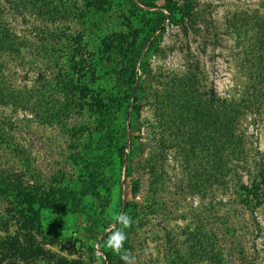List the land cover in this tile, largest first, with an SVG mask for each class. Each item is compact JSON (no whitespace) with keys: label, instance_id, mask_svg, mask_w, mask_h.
<instances>
[{"label":"rangeland","instance_id":"374dc122","mask_svg":"<svg viewBox=\"0 0 264 264\" xmlns=\"http://www.w3.org/2000/svg\"><path fill=\"white\" fill-rule=\"evenodd\" d=\"M51 3L0 0V238L22 234L11 185L51 203L31 232L36 264H214L198 244L211 190L198 195L178 129L214 91L241 101L245 150L264 156V101L243 102L264 75L248 42L264 0H170L169 12L164 0H56L53 15ZM256 242L248 256L264 264ZM5 250L4 264H29Z\"/></svg>","mask_w":264,"mask_h":264},{"label":"trees","instance_id":"16d2710c","mask_svg":"<svg viewBox=\"0 0 264 264\" xmlns=\"http://www.w3.org/2000/svg\"><path fill=\"white\" fill-rule=\"evenodd\" d=\"M60 1L57 0V2ZM164 1V9L169 12L171 9L168 2L170 0ZM35 2L36 0H26L28 6ZM54 3H51L52 15L59 7ZM6 29L3 12L0 10V32ZM253 30L255 34L248 37V42L252 41L249 43V47L252 48L255 55L252 64L261 66L260 71L264 73L261 63L262 59L264 60V17ZM148 41L145 40L135 54L134 64L141 56ZM252 77H257V75ZM250 80L254 86L251 96L247 101L243 100L245 104L247 102L246 108L244 107L246 111L252 110L254 107L258 109V104L264 101V75L261 79L259 75L257 81ZM209 100V112L207 107L201 106L186 111L188 120L182 119L184 129H178L181 134L179 149L185 159L184 166L187 167L191 157L196 162V166H193L195 171L192 178L196 183H200L197 190L198 195L203 197L207 191L206 188L211 190V199L207 204L208 214L210 213L212 219L211 234L208 238L204 236L198 241V244L200 247H206L208 258L214 264H225L226 260L231 261L232 264H253L256 260L262 259L258 255L252 258L248 256L249 251L258 246L257 239L260 240L261 250L264 251V156L258 150L255 153L245 150L246 133L239 119L244 112L243 109H240L241 101L219 99L214 91L210 93ZM106 108L112 112L111 107ZM1 146L2 144H0ZM252 163L255 171H250ZM238 168H242V173L250 174L247 184L242 183L243 177L239 173H235V169ZM5 175L0 173V182ZM8 176L13 180L16 173ZM203 183H207V186ZM231 187H234V199L230 201L220 199V196L224 195L223 190L231 189ZM8 189L12 190L14 195L20 199L17 203H9V205L17 207L15 213L10 211L13 213L11 220L17 222L18 229L22 234L21 236L15 235L8 240L0 238V264H4L5 249H8L10 260L20 258L29 264L35 263V260L41 258L42 251L37 246L31 232L37 231L39 209L46 208L51 203L42 198L35 201L34 194L11 185L3 190L2 194H8ZM37 204L38 210L34 209ZM4 224L6 225V222H3L2 226ZM250 228L254 234L251 241L246 239V232H250ZM199 236L200 233L197 234V237Z\"/></svg>","mask_w":264,"mask_h":264},{"label":"clouds","instance_id":"9594fccd","mask_svg":"<svg viewBox=\"0 0 264 264\" xmlns=\"http://www.w3.org/2000/svg\"><path fill=\"white\" fill-rule=\"evenodd\" d=\"M124 259H126V257H124Z\"/></svg>","mask_w":264,"mask_h":264}]
</instances>
